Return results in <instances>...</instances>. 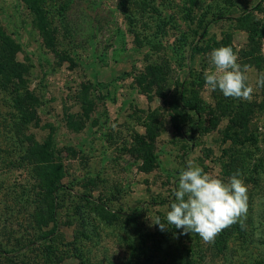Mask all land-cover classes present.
Wrapping results in <instances>:
<instances>
[{
    "label": "rangeland",
    "instance_id": "1",
    "mask_svg": "<svg viewBox=\"0 0 264 264\" xmlns=\"http://www.w3.org/2000/svg\"><path fill=\"white\" fill-rule=\"evenodd\" d=\"M45 11L51 46L23 0H0V26L25 71L18 94L38 100L21 133L17 97L0 89V213L14 224L9 231L31 234L29 213L42 201L47 165L33 179L32 136L51 146L62 178L59 231L38 244L51 241L64 264H81L77 251L92 264H179L190 253L206 256L203 264L264 261V87L256 84L264 0H56ZM221 46L248 66L251 101L205 87L210 53ZM190 158L225 181L239 171L249 196L243 229L205 243L153 223L166 222ZM222 240L223 260L212 261Z\"/></svg>",
    "mask_w": 264,
    "mask_h": 264
},
{
    "label": "trees",
    "instance_id": "2",
    "mask_svg": "<svg viewBox=\"0 0 264 264\" xmlns=\"http://www.w3.org/2000/svg\"><path fill=\"white\" fill-rule=\"evenodd\" d=\"M23 1L39 18L42 34L51 46L53 44L52 34L49 33L47 27L44 25V22L47 20L45 10L49 5L56 4V0ZM18 51V43L0 26V89H10L12 93L16 95L15 106L22 123L17 129L18 132L22 133L31 121L29 113L34 115L36 112L38 100L29 93H26L24 96L18 94V91L22 88L20 84L24 82L25 77V71L22 69V66L16 62L15 56ZM22 97L25 99H21ZM186 105L189 110L196 111L191 102H187ZM13 118H15V115H13ZM30 138L31 139H28L29 158L27 159L31 161L34 171L36 170V174L32 176L33 179L38 176L36 179L41 181V177L37 174L39 173V168L37 166L40 163L47 165L44 178H42L46 181L45 188L43 190L41 189L42 201L34 203V209L29 213V219L26 224H28V227H31V234L28 233L25 236L24 234L16 236L18 233L15 229L9 231V229L14 227V224H12L10 219L6 218L4 214L0 213V264H64L66 254L56 251L50 240V242L38 244L41 239L48 240L50 236L56 235L60 228L58 224L59 204H57V199L54 197L55 193L62 185L59 182L62 178H56L57 173L60 171V167L55 164L50 145L48 147H41L32 136ZM140 143L142 147H148L146 142L141 141ZM43 169L45 170V168ZM37 195H40V193ZM137 213H139V210L135 211V214ZM106 223L109 222L106 220ZM50 226H52V228L48 230ZM85 238L89 239L88 236ZM222 243V247L218 248V253L212 250L210 254L212 261L223 260L219 258V253L226 249L224 240H222ZM77 253V256L73 257H77L76 259H79L81 264H92L90 258H87L84 252L80 253L77 251ZM137 258L138 260L141 259L139 256ZM205 259H207V257H203L201 253L196 257L190 253L182 259L179 264H203L201 260ZM260 264H264V261Z\"/></svg>",
    "mask_w": 264,
    "mask_h": 264
},
{
    "label": "clouds",
    "instance_id": "3",
    "mask_svg": "<svg viewBox=\"0 0 264 264\" xmlns=\"http://www.w3.org/2000/svg\"><path fill=\"white\" fill-rule=\"evenodd\" d=\"M213 71H205V87L217 89L225 97L251 101L254 88L248 81V66L238 63V54L231 46L215 48L210 53ZM256 84L264 87V73ZM237 171L227 181L204 171L191 158L180 172L178 187L173 189V201L166 222L159 216L153 223L164 231L169 225L196 233L205 243L214 242L223 230L239 223L243 229L249 210L248 187Z\"/></svg>",
    "mask_w": 264,
    "mask_h": 264
}]
</instances>
